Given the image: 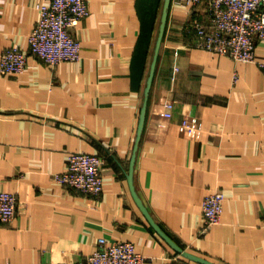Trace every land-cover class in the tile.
I'll return each instance as SVG.
<instances>
[{"label":"crops","instance_id":"crops-1","mask_svg":"<svg viewBox=\"0 0 264 264\" xmlns=\"http://www.w3.org/2000/svg\"><path fill=\"white\" fill-rule=\"evenodd\" d=\"M43 2L0 0V56L27 50ZM87 5L72 29L78 61L29 56L22 74L0 72V191L17 198L0 222V264L76 262L100 238L133 243L145 264H264L262 68L195 46L204 5ZM255 54L264 61V43ZM73 152L104 159L98 196L56 180ZM215 191L222 214L203 232Z\"/></svg>","mask_w":264,"mask_h":264},{"label":"built area","instance_id":"built-area-1","mask_svg":"<svg viewBox=\"0 0 264 264\" xmlns=\"http://www.w3.org/2000/svg\"><path fill=\"white\" fill-rule=\"evenodd\" d=\"M183 7L204 5L208 23L191 20L195 46L218 55L228 56L235 62L257 64L264 71V61L256 58L255 48L264 43V0H171ZM35 26L28 36V48L5 49L0 56L3 75L22 74L29 56L54 67L62 62H76L81 46L72 33L80 20L87 17V0H46L36 6ZM164 117H170L167 104ZM188 133L190 127L183 123ZM98 155L73 152L67 156V169L56 175L63 186L84 195L98 196L103 190L102 166ZM223 193L208 194L202 203L203 232L217 224L222 214ZM17 198L0 191V222L10 223L16 214ZM147 258L138 253L131 242L109 243L104 238L86 258L59 264H145Z\"/></svg>","mask_w":264,"mask_h":264},{"label":"water","instance_id":"water-1","mask_svg":"<svg viewBox=\"0 0 264 264\" xmlns=\"http://www.w3.org/2000/svg\"><path fill=\"white\" fill-rule=\"evenodd\" d=\"M143 213L145 214L146 218L148 219V221L150 222V224L152 225V227L164 238H166L164 236V234L161 232V230L159 229V227L154 224L153 220L150 218V216L148 215L147 211L145 209H143ZM196 263L198 264H215L213 262H210L208 260H205L203 258H198V257H194L192 258Z\"/></svg>","mask_w":264,"mask_h":264}]
</instances>
